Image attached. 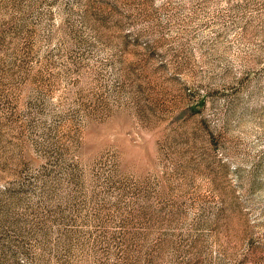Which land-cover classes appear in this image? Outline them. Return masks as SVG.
<instances>
[{"label":"rangeland","instance_id":"obj_1","mask_svg":"<svg viewBox=\"0 0 264 264\" xmlns=\"http://www.w3.org/2000/svg\"><path fill=\"white\" fill-rule=\"evenodd\" d=\"M0 264H264V0H0Z\"/></svg>","mask_w":264,"mask_h":264}]
</instances>
